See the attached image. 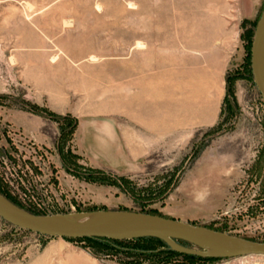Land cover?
Here are the masks:
<instances>
[{
	"label": "rangeland",
	"instance_id": "obj_1",
	"mask_svg": "<svg viewBox=\"0 0 264 264\" xmlns=\"http://www.w3.org/2000/svg\"><path fill=\"white\" fill-rule=\"evenodd\" d=\"M263 10L264 0H0L3 194L37 214L162 215L264 242V101L251 70ZM160 238L208 257L189 237ZM115 245L0 217V264H156L162 249ZM145 245L155 250L137 254ZM209 257L165 264H264Z\"/></svg>",
	"mask_w": 264,
	"mask_h": 264
},
{
	"label": "water",
	"instance_id": "obj_2",
	"mask_svg": "<svg viewBox=\"0 0 264 264\" xmlns=\"http://www.w3.org/2000/svg\"><path fill=\"white\" fill-rule=\"evenodd\" d=\"M263 52L264 10L258 21L251 48L253 79L264 101V79L260 71V57ZM107 213L109 215L116 214L118 221H113L111 216H107L93 223L78 224L68 220L65 214H37L28 211L19 207L0 192V217L14 226L46 236H60L70 239L98 237L112 240H131L144 236L163 238L166 235L189 238L197 236L225 252V254L206 252L207 256H264V242L239 237L207 226L162 215L117 213L112 211ZM181 250L197 254V252L187 248H182Z\"/></svg>",
	"mask_w": 264,
	"mask_h": 264
},
{
	"label": "trees",
	"instance_id": "obj_3",
	"mask_svg": "<svg viewBox=\"0 0 264 264\" xmlns=\"http://www.w3.org/2000/svg\"><path fill=\"white\" fill-rule=\"evenodd\" d=\"M96 169H93L92 171L95 172ZM0 192L3 194V191L0 187ZM83 240H91V241H96V242H102L104 245H106L109 250H113V248L118 247L115 244H123L125 242H130V241H140V240H148V241H155L158 244H160L162 246V249L159 251H155L154 253V258L157 259L155 262L156 264H165L168 263L169 261L167 260V258H169L171 255H184L190 258H196V259H214V257H203L201 255L198 254H193V253H187V252H183V251H176L175 249H173L170 244H168L166 241L162 240L160 237L157 236H144V237H139V238H135L133 240H112V239H108V238H98V237H87V238H81ZM149 244V243H147ZM146 248L145 249H140L137 253L139 255L141 254H145L147 252V249H150L152 247H150V245H145ZM153 250H155V248H152ZM112 253L107 251L106 254H110ZM130 253V252H129ZM132 254V253H131ZM164 254V255H163ZM166 254V256H165Z\"/></svg>",
	"mask_w": 264,
	"mask_h": 264
},
{
	"label": "bare ground",
	"instance_id": "obj_4",
	"mask_svg": "<svg viewBox=\"0 0 264 264\" xmlns=\"http://www.w3.org/2000/svg\"><path fill=\"white\" fill-rule=\"evenodd\" d=\"M260 71L262 74V77L264 79V52L262 53L260 57ZM91 212H96V211H91ZM107 216H111L113 221H118V216L116 214H111L109 215L107 212H97V213H69L66 214V218L70 221H73L78 224H89L96 222L100 219H103ZM171 235H166L165 238L170 239ZM196 244H198L202 248H206L205 252L211 253V254H225V252L220 249L219 247L213 245L212 243L197 237V236H192L191 237ZM245 258H250V259H256V255H243Z\"/></svg>",
	"mask_w": 264,
	"mask_h": 264
}]
</instances>
